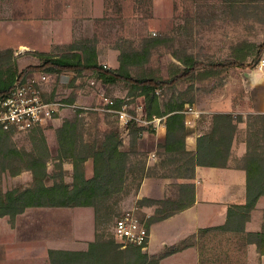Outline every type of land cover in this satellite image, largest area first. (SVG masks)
Masks as SVG:
<instances>
[{"label":"trees","instance_id":"obj_1","mask_svg":"<svg viewBox=\"0 0 264 264\" xmlns=\"http://www.w3.org/2000/svg\"><path fill=\"white\" fill-rule=\"evenodd\" d=\"M226 11L235 22L254 20L264 24V0H223ZM72 52L60 56L41 54L42 62L28 66L19 72L11 60L14 50L9 48L0 52V100L11 92L18 79H26V74L46 72L60 74L69 72L90 76L104 84L124 82L130 86V96L144 100V117H165L166 138L158 144V161L149 166L146 160L132 162L131 153L122 149V136L118 129L113 130L106 139L96 143L93 154L85 151L80 133L78 114L66 121L61 129L60 158L72 159L74 166L73 182H66L62 163L60 172L50 173L48 162L51 159L46 137L41 128L35 127L36 152L20 150L12 142V134L0 128V178L3 172L17 175L24 170L33 174L28 186L14 187L4 191L0 187V217L8 216L15 224L16 217L30 207H88L95 209L97 230L95 239L83 250L50 249L47 264H160L169 255L186 248L198 247L201 240L211 232L227 235L245 236V241L255 244L257 252L264 255V222L260 231H248L246 226L251 219L253 207L264 196V151L259 177L249 204H232L228 208L227 221L223 225L200 228L198 232L178 244L165 248L158 254L145 252L143 246L128 244L123 248L115 232L107 234L100 227L102 219H114L111 201L127 187L129 175H135L138 190L145 177H174L192 179L197 166L228 167L232 155L235 136L239 132L242 115L233 112H216L212 115L211 125L198 137L196 151L187 149L186 103L193 98H185L178 93V86L189 82V89L196 81L221 75L231 67H254L264 53V42L257 43L242 39L230 46L229 57L220 61L202 60L186 48L176 46V37L169 33L147 34L135 47L131 43L120 45L119 67L105 66L99 60V51L94 41L85 39L71 46ZM167 47L176 61L170 65V78L165 79L160 69L150 66L156 50ZM79 50V52H75ZM193 83V84H192ZM158 90H171L172 95L162 100ZM54 96V95H53ZM55 99V97H49ZM75 98L63 101L74 103ZM115 106L121 107L124 100L115 99ZM34 128V129H35ZM140 130L144 129L139 126ZM93 156L94 174H85V162ZM243 163L235 166L246 167ZM49 181H52L49 183ZM176 198L155 199L144 197L140 204L153 206L154 213L148 219V227L164 220L194 204L196 187L194 183H179ZM138 193V192H137ZM121 215L117 212L115 218ZM199 248V247H198ZM200 249V248H199Z\"/></svg>","mask_w":264,"mask_h":264},{"label":"rangeland","instance_id":"obj_2","mask_svg":"<svg viewBox=\"0 0 264 264\" xmlns=\"http://www.w3.org/2000/svg\"><path fill=\"white\" fill-rule=\"evenodd\" d=\"M149 33L173 34L176 37L177 47H184L205 61H220L229 57L231 44L242 39L257 43L264 42V24L254 20L233 21L226 11L223 0H157L156 2L154 0H0V52L9 48L14 50L9 58L19 72L28 66L40 64L41 54L60 56L70 53L72 44L85 39L96 43L102 64L117 68L120 65L118 47L128 43L139 47L142 38ZM171 52L167 47L156 50L149 64L160 69V74L165 79L170 78V65L176 61ZM262 59L264 53L254 67H231L221 75L196 81L192 83L193 87L189 92V82L179 84L177 94L181 93L187 99H194L193 103H186L184 112L191 108L235 111L239 105L244 104L243 95H248L247 100L250 101L243 107L252 108L254 91L250 87V72L255 68L260 70L259 64ZM115 64L117 66H114ZM262 70L263 72H259L258 76L264 79V69ZM51 74L56 75V81L47 85L45 98L62 102L69 97L75 98L72 104L65 102L69 104L67 109L39 127L46 137L51 154L48 162V171L51 174L60 172L57 165L62 163L66 182L70 184L73 182L72 159L60 158V149L62 126L75 114L79 116L85 151L93 154L95 144L104 141L108 134L118 129L123 140L122 149L131 153L132 162L148 161V151L151 147L150 142L144 141V133L150 126H142L144 129L140 130L138 125L132 124L129 128H125L114 113L106 110V98L113 100L121 98L124 100L123 104L115 108L121 109L125 106L127 111L144 116V100L142 97L130 96V86L124 82L104 84L90 76L88 72L81 75H74L71 72ZM157 93L162 100L172 95L171 90H158ZM50 96L55 99H49ZM185 115L187 126L190 116L188 117L186 113ZM201 118L204 122L206 115L203 114ZM36 130L35 128L27 132L11 133L13 144L20 150L35 153L36 144L41 143L36 140ZM242 162V158L237 161V163ZM94 168V159L90 156L85 162L86 177L93 176ZM90 173L92 175L89 177ZM128 175L130 177L126 182L127 187L111 201L114 219L111 221L102 219L100 228L107 234H114L117 212L122 214L137 204L142 209L139 213L140 218L146 220L147 224L154 213L153 210L152 214H148V207L153 206L140 204L135 175ZM32 180L33 174L29 170L17 175L6 171L1 175L0 187L4 191L14 187H25L30 185ZM178 184L175 186L176 197L179 193ZM147 193H152V190L146 189L144 194ZM81 211L83 213L74 214V217L80 220L74 225L78 228H75L78 232L73 229L74 226H69L65 222L66 218L62 222L47 220L43 225L53 234L58 231L56 230L58 223L62 224L64 229L69 226L75 233L93 241L97 230L95 209L88 206ZM262 218L264 222V211ZM175 230L176 228L166 223L154 227L153 245L150 250L149 248L143 250L150 254H158L159 252L153 251L159 250L163 241L169 243L175 241L178 233ZM245 240V236L220 232L208 233L201 240L198 239L200 264H263L259 260L260 256L258 255V259L250 247L251 244ZM91 241L88 245H71L88 248ZM164 264H194V258L190 255L185 259L180 257L176 263L168 261Z\"/></svg>","mask_w":264,"mask_h":264},{"label":"crops","instance_id":"obj_3","mask_svg":"<svg viewBox=\"0 0 264 264\" xmlns=\"http://www.w3.org/2000/svg\"><path fill=\"white\" fill-rule=\"evenodd\" d=\"M156 1L154 0V2ZM114 66H117V64ZM241 71H247V69H241ZM259 72H263V70L255 68L250 72V87L254 91L253 100L251 101L256 107L252 106V108L245 109L243 105L249 104L250 101L247 100L248 95H243L242 102L244 104L239 105V108L235 111L208 108L194 110L195 112L187 114L191 119H189L190 123L187 125L186 137L187 149L190 151H196L198 137L209 129L214 113L233 112L243 116V121L239 123V132L233 142L228 167L197 166L195 177L192 179L174 177H145L143 179L138 191L137 197L139 199L144 197L155 199L175 198L177 183L191 182L196 187V198L193 205L151 225L149 250L154 242V227L166 223V225L176 228L175 231L178 232L175 241H172L173 243L163 241L161 248L153 251L154 253L161 252L171 245L190 238L200 228L225 224L230 205L250 203L260 174L264 151V79L258 76ZM203 114L206 115L204 122L201 118ZM145 131L144 141L150 142L151 147L148 151L147 163L152 166L157 162L158 144L166 138L165 117L159 124L150 125L149 129ZM243 157L246 158V167L235 166L237 161ZM88 175L90 177L92 174ZM146 189L152 190V193L144 194ZM84 208L30 207L16 217L13 226L8 216L0 217V264H47L50 249H86V247H77L71 244L88 245L91 239H85V236L75 233L69 227L76 225L78 221L80 222L79 219L74 217V214L83 213L81 210ZM153 208L148 207L149 215L153 213ZM263 211L264 196L258 200L252 209L251 219L246 226L248 231H260L262 229ZM64 218L67 219L65 222L69 226L64 229L62 224L58 223V226H56L58 231L55 234L43 225L47 220L62 222ZM71 222L73 225H71ZM75 228L77 227L74 226L73 229ZM250 247L256 257L260 256V259L259 257L258 259L264 264V255L257 252L256 245L251 244ZM190 255L194 258V264H200L199 252L195 246L167 256L160 264L168 261L176 263L180 257L185 259Z\"/></svg>","mask_w":264,"mask_h":264},{"label":"built area","instance_id":"obj_4","mask_svg":"<svg viewBox=\"0 0 264 264\" xmlns=\"http://www.w3.org/2000/svg\"><path fill=\"white\" fill-rule=\"evenodd\" d=\"M264 69V59L259 64ZM56 81V75L46 72H35L26 79H18L14 89L0 100V128L10 133L27 132L35 127L43 126L53 120L56 115L67 109L69 104L58 100L45 98L47 85ZM94 83V82H93ZM115 100L106 98V110L114 113L125 128L135 124L138 126L157 125L163 117L154 116L152 119L133 114L125 106L115 108ZM195 112L194 109L185 111L186 114ZM190 120L187 121V124ZM141 207L133 206L124 211L115 221L114 232L123 247L128 244L148 248L151 230L147 221L140 218Z\"/></svg>","mask_w":264,"mask_h":264}]
</instances>
